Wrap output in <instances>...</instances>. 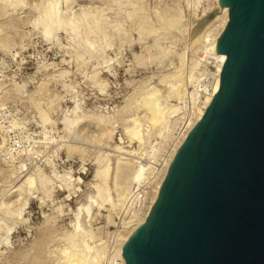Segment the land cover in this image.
<instances>
[{
  "label": "rangeland",
  "instance_id": "rangeland-1",
  "mask_svg": "<svg viewBox=\"0 0 264 264\" xmlns=\"http://www.w3.org/2000/svg\"><path fill=\"white\" fill-rule=\"evenodd\" d=\"M53 1L27 0V7L17 6L14 9L7 8L0 2V46H4L0 48V88L3 89L0 94V135L7 141L5 147L0 149V203L15 200L16 194L13 191L16 186L21 184L23 176L34 174L36 168L39 170L38 174H44V177L49 179L52 188L50 197L46 198L38 188L31 191L25 206H20V203L12 207L13 211H19L17 217L10 218L4 213L1 214L5 207L2 205L0 222L2 226L10 227L11 231L7 238L9 241L6 244L0 242V264L58 263L62 250L68 246L64 236L73 233V217L77 207L86 203L88 196H96L94 184L98 180L93 175L97 160L102 162L107 154L112 153L109 150L115 144L129 145L124 128L131 123L125 122H130L133 113L134 117L136 113H139V116L144 115L141 109L135 110L132 97L136 92L151 88L152 85L159 90L160 95H164L165 88L159 79L173 72L179 62H182L187 70L192 59L197 60L198 68L203 70L204 85L207 89L210 87L207 82L210 77L205 75V72H212V66L206 64L207 60H202L204 54L200 50L193 53L188 46V32L196 0H133V6L135 3L136 6L139 5V9L143 8L139 13L153 30L151 34L142 36V39H139L134 25L126 18V13L133 9L131 4L117 6L111 4L110 0H55L59 11L64 14L71 13L72 16L79 14L82 9L89 12L103 9V17H107L110 23L117 21L122 25L121 31L117 33L106 29V45L102 44V48H96L97 51L92 56L82 48L85 41L84 31L73 41L64 32L57 33L49 41L43 38L41 29L34 24L35 20H38V10L34 11L32 8L37 5L46 7ZM208 3L214 4L213 0H201L196 10L199 17ZM176 11H182L179 13L183 22L180 30L184 29L185 32L183 36L176 30L169 32L160 20L162 17L165 20L164 16L169 18ZM213 11L209 12L206 20L213 16ZM92 38L93 36L89 37ZM159 55L163 58L158 59ZM94 74L97 82L90 78ZM99 83L102 84L99 86ZM13 84L22 87L19 93L12 89ZM4 90L7 92L4 93ZM189 98L186 94L180 101L181 112L184 114L186 110L182 117H186L191 110L192 102L190 103ZM163 99L159 101L163 102ZM166 103L174 102L166 100ZM39 109L47 114L48 120L45 123L40 120ZM72 111L79 116H91L90 113H93L94 116L104 115V120L109 117L111 124H108V119L106 121L112 140L107 142L100 139L99 133L103 125L97 124V127L96 123L90 120L92 124L86 122L81 130L76 131L77 134L74 132L72 136H67L62 121L67 117L69 119V116L72 118ZM145 127H141L142 132H145ZM96 137L101 143L96 141ZM68 145H75V152L66 154ZM65 146L67 147L64 148ZM133 147L135 144L132 143L128 149ZM97 154L99 157L96 158ZM157 162L154 163L155 168L152 165L154 170L159 168L160 161ZM18 164H25L22 171H18ZM141 190L149 192L150 184L139 192L135 188L138 194ZM129 201V204H125L130 208H138L134 197ZM124 206V214L120 207L122 215H119L122 219L126 215V209L129 210L128 206L126 209ZM105 212L92 206V219L88 221L82 218L81 227L93 236L92 240L85 239L89 246L106 240V231L115 230L114 226L107 225ZM120 216L114 218L116 223H120ZM111 243L107 241L108 252L112 251Z\"/></svg>",
  "mask_w": 264,
  "mask_h": 264
},
{
  "label": "water",
  "instance_id": "water-1",
  "mask_svg": "<svg viewBox=\"0 0 264 264\" xmlns=\"http://www.w3.org/2000/svg\"><path fill=\"white\" fill-rule=\"evenodd\" d=\"M219 5V89L121 245L125 264H264V0Z\"/></svg>",
  "mask_w": 264,
  "mask_h": 264
},
{
  "label": "bare ground",
  "instance_id": "bare-ground-1",
  "mask_svg": "<svg viewBox=\"0 0 264 264\" xmlns=\"http://www.w3.org/2000/svg\"><path fill=\"white\" fill-rule=\"evenodd\" d=\"M26 1L27 0H0V2H3V6H6L7 8L11 7L13 9L17 6H26V4L28 3H26ZM132 2L133 0H110L111 4L113 3L117 6L123 4H131L133 9L131 10V12L127 11L128 13H126V18L130 20V22H132V24L134 25L135 29L137 30L136 33L138 32L139 34V39H142V36H144L145 34L148 35V33L151 34L153 30L151 29V26L147 24V20L144 18V16L140 15L142 7H140L139 9V5L136 6V4L134 3L133 6ZM200 3L201 0L195 1V5L193 6V17L191 18V21L189 20L191 22V28L188 32V46L190 47V50L193 53H195L194 51L200 50V52L204 54L202 60H207L205 61L206 64L211 65L213 68L212 72L209 70L207 71V69V72H205V75L210 77V79L207 81L210 83L209 89H207V86L204 85L205 77L203 74V70L201 71L198 68L199 64L197 60L192 59L190 60L191 63H188V65H190L187 66V70L184 67L185 65L182 62H179L178 67L175 68L173 66L175 68L174 71L172 70L173 72H169L170 74L163 77V79L158 78L160 80H158L160 84L162 83L164 85V95H160L159 90L155 87H152V85L151 88H148L144 91L139 92L137 89L136 90L138 91V93L134 91L136 93L133 95L132 101L135 104V110L138 111V109H141L144 112V115L139 116V113H136L135 111L136 114L134 117V113L132 112L133 116L130 118V122H125L131 124L129 126H126L125 124L126 127L124 128V132L128 137L129 145L133 143L135 144V147L128 149L129 145L121 146L119 144H115L109 150L110 152L115 153V155H111L112 153H109L110 155L106 153L107 155L102 162L100 160H97V167H94L95 170L93 175V177L98 180V182L94 184V187L96 189V196H88L86 203L81 204L77 207L73 217V233L64 236V239L67 242V244H65L66 246H68L65 250H62L57 264H125L124 259L122 257L121 245L130 236L136 226L145 222L150 208L157 198L162 181L177 150L180 148V146L186 139L188 133L192 130L195 124L202 118L214 94H216L219 89L220 74L226 57L223 54H216V42L228 21V8L219 5V0H213L214 4L208 3L206 7L203 6L204 9H202L201 17H199V15L196 14V10ZM47 5L48 6L46 7H43L42 5H37V7L34 6L32 8L35 9L34 11L38 10V20H35L34 24L35 26L41 29V35L46 41H49L51 38H54V36L59 32H64L66 35L69 36L70 40L73 41L75 37H77L82 31H84L85 41L83 43L84 47L82 48L85 49L84 52L86 51L89 56H92L94 53H96V48H102V44L106 45V29H109L112 32L115 31V33L121 31L122 25L120 24V22L115 21L112 24L110 23V21H108L107 17H103V9L95 12H89V10L83 11L84 9H82L79 14L70 16L71 13L70 15L69 13H66V15L59 11L58 4L55 0ZM212 11L214 12L212 13L213 16L210 19L206 20L209 12ZM179 12L182 11H176L175 14H173L169 18L164 16V18L166 19L163 20L162 17V19L160 18V20L162 23H164L168 31L176 30L178 33L180 32L179 34L183 36V33L185 32H183L184 29L180 30V28H182L183 22L181 20V13ZM5 14L7 13H4V15ZM162 30L165 31V29ZM169 32H167V34ZM90 36H93V38L89 39ZM177 37L178 36H176V38ZM1 47L3 48L4 46L1 45L0 48ZM160 57L162 56L159 55L158 59ZM62 74L64 75L65 73ZM90 78L93 79L94 82H97V80H95V74L92 75ZM100 84L102 83H99V86ZM16 85L17 84L14 85L15 88L12 86V89L19 93L22 87L20 88ZM1 90L3 89L0 88V94L3 93L1 92ZM6 92L7 91L4 90V93ZM186 94L190 97L189 99H191L189 101L190 103L192 102V107L190 104V112L186 117H182V115L185 114L186 110L183 114V111L181 112L182 109L179 105L181 99ZM160 99H163V102H160ZM166 100L172 101L174 103L168 104L169 102L166 103ZM132 110H134L133 107ZM72 113L74 114L72 118H70L69 116L68 119V114L66 116L67 118L64 119L62 117L64 120H61L63 123V129L67 136H72L74 132L81 130V127L90 120L95 122L96 125H103L101 127V133H99L100 139H103L107 142L112 140L111 131L109 132L108 128V124H111L108 119L109 117L106 118V120L108 119L107 124V121L104 120V115L103 118L102 115L94 116L92 115L93 113H90L91 116H79L73 111ZM39 117L42 123H45L48 120L47 114L41 109H39ZM12 122H10L11 125ZM144 125L146 126L145 132H142L143 128L141 127H144ZM97 137L95 139L96 141H99L97 140L99 139ZM90 139L93 140L92 137ZM6 142V138L0 135V149L5 147ZM99 142L101 143V140ZM61 146L63 145L61 144ZM74 146L75 145H68V147L65 146L64 148L67 147V151L65 153H71L72 151L75 152L76 149H74ZM58 147L60 148V146ZM97 157H99L98 154L96 158ZM157 161H160L159 168L154 170L156 165L154 163ZM18 165V171H22V168L25 164L23 166L20 164ZM112 165L114 166L111 167ZM152 165H154V168ZM38 172L39 170H37L36 168L34 174H28L23 176L21 184L16 186L15 191H13L16 194L15 200L9 203H0V211L4 210L1 214L4 213V215L9 216L10 218L17 217L20 213L19 211H13L12 207H15L16 204L20 205V203H22L20 206H25L27 204L29 193L34 189H40L43 193V197H50L52 190L51 186L49 185L50 181L49 179L44 177V174L41 175L38 174ZM108 180L110 181L108 182ZM147 184H150L149 192L141 190V195L135 192V188L139 192L140 189H143ZM43 197L40 200H42ZM133 197L135 198V205L138 206L137 209L135 207L130 208L128 206L130 202L129 200ZM125 203L128 204L126 205ZM2 205L5 206L3 210H1ZM124 205L128 206L129 210L126 209V206ZM92 206H95L99 210L103 209L107 212V214L105 215L107 225L114 226L115 230H113L112 232L106 231V240L91 244V246H89L87 244V240L85 239L88 238L92 240L93 236L90 235V232L86 231L84 228L81 227V221L82 218H85L88 221L92 219ZM123 206L126 209V215H124V218L122 219L119 214L122 213H120V210ZM123 209L124 208H122L121 211H123ZM124 212L125 210L123 211V214ZM118 216H120V223H116L114 220V218ZM10 231V227H4V225L2 226L0 222V232H2V237L0 238L1 243L6 244V242L9 241L7 238ZM107 241H111V244H113L111 252H108L107 250Z\"/></svg>",
  "mask_w": 264,
  "mask_h": 264
}]
</instances>
